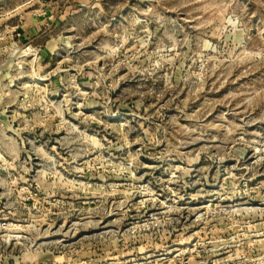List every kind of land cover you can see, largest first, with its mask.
Returning a JSON list of instances; mask_svg holds the SVG:
<instances>
[{"label":"rangeland","instance_id":"rangeland-1","mask_svg":"<svg viewBox=\"0 0 264 264\" xmlns=\"http://www.w3.org/2000/svg\"><path fill=\"white\" fill-rule=\"evenodd\" d=\"M0 264H264V0H0Z\"/></svg>","mask_w":264,"mask_h":264}]
</instances>
